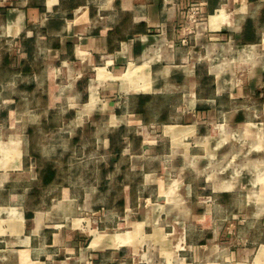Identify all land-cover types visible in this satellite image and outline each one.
I'll return each instance as SVG.
<instances>
[{
  "label": "crops",
  "instance_id": "1",
  "mask_svg": "<svg viewBox=\"0 0 264 264\" xmlns=\"http://www.w3.org/2000/svg\"><path fill=\"white\" fill-rule=\"evenodd\" d=\"M238 158L264 187V0H0V264H264Z\"/></svg>",
  "mask_w": 264,
  "mask_h": 264
},
{
  "label": "rangeland",
  "instance_id": "2",
  "mask_svg": "<svg viewBox=\"0 0 264 264\" xmlns=\"http://www.w3.org/2000/svg\"><path fill=\"white\" fill-rule=\"evenodd\" d=\"M12 93H13V90H10L9 92H8V95L9 96H11L12 95ZM27 104H31V102H27V103H25L24 104V106L26 107L27 106ZM242 135V133L240 132V133H235L234 135H233V138H238V137H240ZM39 136V135H38ZM241 142H242V140H241ZM169 143L170 142H166V141H163V142H160V146H159V148L160 149H167V148H169ZM238 144H240V142H237V141H235V147H238ZM239 148H240V146H239ZM80 149H82V148H80ZM51 149H48V152L50 151ZM78 152H77V154H79V147H78ZM236 150L238 151V149L236 148ZM51 151H54V150H51ZM73 151V149L72 148H70V147H67L66 146V144L64 143V145L61 147V149H59V156H60V158H61V156H65V154L67 153V152H72ZM242 157V156H241ZM241 159L242 158H238V160L237 159H234V162L232 163V164H230V166L228 167V169H226V171H225V173L224 174H226V175H230V173H233V176H234V180H237V181H239V182H241V181H243L244 183L245 182H247L246 180L248 179V178H250L251 177V173L250 172H248L247 170H243L242 168H241V171H240V169L237 171V170H235V171H233V167L234 166H236L237 167V164L238 163H241ZM208 173H210V172H208ZM180 175H184V174H181V173H179ZM247 177V178H246ZM65 179H66V181H69V178H67V171L65 170V177H64ZM193 178V180H196V178L195 177H192ZM200 179L201 180H203V181H205V179L206 178H203V177H200ZM200 180V181H201ZM144 181V179H143V177H142V182ZM248 183V182H247ZM204 184V183H203ZM148 186L149 185H146L145 187H147L146 188V190H144V193L148 196V195H150L149 193H150V191L148 190ZM260 186H261V184H257L256 186H254L253 184H251V183H248V184H242V186L241 185H237L236 187H235V189H236V191L234 192V194H235V196H234V200L232 201L233 202V204H232V206H233V208L235 209V210H237V211H243V209L245 208V204H246V196L245 195H242V193H244V194H246L249 190H250V192L253 190V197H254V202L256 201V198L258 197V196H260V195H262L261 196V198L260 199H258L259 200V202L261 201V202H264V190L263 191H261L260 190V194L259 195H255V193L257 192V191H255L254 190V188L255 187H257V188H260ZM210 187H208V186H206L204 189H196L199 193H197V197H195L196 198V200H197V198H198V196H201V195H206V194H209V192H210ZM261 189H264V187H262L261 186ZM242 195V196H241ZM244 199V200H243ZM49 203H51V200L50 199H47V204H49ZM145 208H142V210H144ZM239 213H241V212H239ZM242 213H244V212H242ZM241 215V214H240ZM240 219H242L241 218V216L239 217ZM100 225H99V229L100 230H104V231H107V232H111V233H117L118 231H122V230H126L127 228H126V225H125V223H124V221H116L115 223H112L111 224V226H109L108 228H106V226H103V224L102 223H99ZM258 233L260 232V230H256Z\"/></svg>",
  "mask_w": 264,
  "mask_h": 264
},
{
  "label": "trees",
  "instance_id": "3",
  "mask_svg": "<svg viewBox=\"0 0 264 264\" xmlns=\"http://www.w3.org/2000/svg\"><path fill=\"white\" fill-rule=\"evenodd\" d=\"M46 182H47V180H46Z\"/></svg>",
  "mask_w": 264,
  "mask_h": 264
}]
</instances>
